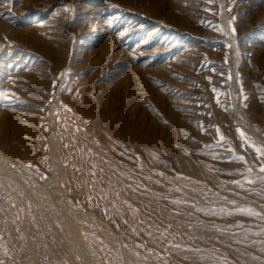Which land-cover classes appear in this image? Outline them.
<instances>
[{"label":"rangeland","instance_id":"rangeland-1","mask_svg":"<svg viewBox=\"0 0 264 264\" xmlns=\"http://www.w3.org/2000/svg\"><path fill=\"white\" fill-rule=\"evenodd\" d=\"M261 168L264 0H0V264H264Z\"/></svg>","mask_w":264,"mask_h":264},{"label":"bare ground","instance_id":"bare-ground-1","mask_svg":"<svg viewBox=\"0 0 264 264\" xmlns=\"http://www.w3.org/2000/svg\"><path fill=\"white\" fill-rule=\"evenodd\" d=\"M0 174H1V176H2L3 178L11 177L12 179H19L15 174H13V173H11V172H9V171H6V172L0 171ZM19 180H20V179H19ZM25 186H26V185H25ZM30 187H32V186H30ZM28 188H29V185H28ZM29 194H30V192H29ZM80 251H81V250H80ZM82 251H83V250H82ZM82 251H81V252H82ZM84 255H85L86 259H87L88 255L85 254V253H84Z\"/></svg>","mask_w":264,"mask_h":264},{"label":"snow or ice","instance_id":"snow-or-ice-1","mask_svg":"<svg viewBox=\"0 0 264 264\" xmlns=\"http://www.w3.org/2000/svg\"><path fill=\"white\" fill-rule=\"evenodd\" d=\"M241 135H243V133H241ZM257 151H260L259 149H257ZM261 171H264V168H261Z\"/></svg>","mask_w":264,"mask_h":264}]
</instances>
